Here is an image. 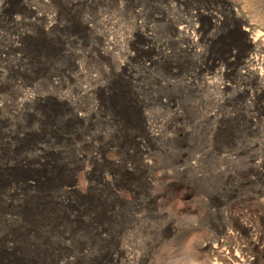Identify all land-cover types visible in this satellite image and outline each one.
<instances>
[{"label": "rangeland", "instance_id": "374dc122", "mask_svg": "<svg viewBox=\"0 0 264 264\" xmlns=\"http://www.w3.org/2000/svg\"><path fill=\"white\" fill-rule=\"evenodd\" d=\"M256 34L264 0H0V264H264Z\"/></svg>", "mask_w": 264, "mask_h": 264}, {"label": "bare ground", "instance_id": "6f19581e", "mask_svg": "<svg viewBox=\"0 0 264 264\" xmlns=\"http://www.w3.org/2000/svg\"><path fill=\"white\" fill-rule=\"evenodd\" d=\"M251 33V32H250ZM257 36H255V37H252V36H249L248 37V41L249 42H251V44H255L257 41H261L262 42V44L264 43V35H258V34H256ZM258 43V42H257ZM264 53V52H263ZM255 73V75L258 77V79L262 82V81H264V60H260V62H259V65H257V67H256V69H255V71H254ZM263 90H264V88H263ZM12 178V177H11ZM9 179V178H8ZM19 207V206H18ZM32 209H31V212L33 213V214H38V209H37V206H34V207H31ZM30 210V209H29ZM41 210V209H40ZM36 211H37V213H36ZM30 212V211H29ZM40 212V211H39ZM28 214H30V213H28ZM41 214H42V212H41ZM53 214V213H52ZM51 214V215H52ZM43 215V214H42ZM55 215V214H54ZM34 216V215H33ZM37 216V215H36ZM28 218H29V215L27 216ZM32 217V216H31ZM45 217V216H44ZM49 217V216H48ZM26 218V217H25ZM36 218V217H35ZM37 218L39 219V217L37 216ZM41 218H43V217H41ZM32 219V218H31ZM44 219V218H43ZM34 221V220H33ZM35 224V223H34ZM33 226H35V225H33ZM33 228V227H32ZM27 229H29V228H27ZM34 230V229H33ZM38 230V229H37ZM39 232V231H38ZM35 234V233H34ZM38 234V233H37ZM35 236V235H34ZM224 260V259H223ZM1 263V262H0Z\"/></svg>", "mask_w": 264, "mask_h": 264}]
</instances>
